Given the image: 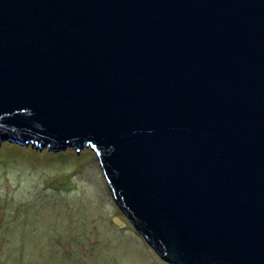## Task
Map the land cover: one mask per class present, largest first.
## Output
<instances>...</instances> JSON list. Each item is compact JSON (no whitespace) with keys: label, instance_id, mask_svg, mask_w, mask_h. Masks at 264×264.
<instances>
[{"label":"water","instance_id":"1","mask_svg":"<svg viewBox=\"0 0 264 264\" xmlns=\"http://www.w3.org/2000/svg\"><path fill=\"white\" fill-rule=\"evenodd\" d=\"M95 152L168 264H264V0H0V143Z\"/></svg>","mask_w":264,"mask_h":264},{"label":"rangeland","instance_id":"2","mask_svg":"<svg viewBox=\"0 0 264 264\" xmlns=\"http://www.w3.org/2000/svg\"><path fill=\"white\" fill-rule=\"evenodd\" d=\"M0 264H168L116 205L94 151L0 143Z\"/></svg>","mask_w":264,"mask_h":264},{"label":"trees","instance_id":"3","mask_svg":"<svg viewBox=\"0 0 264 264\" xmlns=\"http://www.w3.org/2000/svg\"><path fill=\"white\" fill-rule=\"evenodd\" d=\"M130 223V222H129ZM131 224V223H130ZM132 226V225H131Z\"/></svg>","mask_w":264,"mask_h":264}]
</instances>
